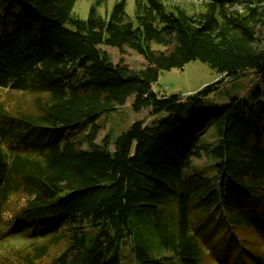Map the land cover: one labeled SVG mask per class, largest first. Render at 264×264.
Returning <instances> with one entry per match:
<instances>
[{
    "label": "trees",
    "instance_id": "trees-1",
    "mask_svg": "<svg viewBox=\"0 0 264 264\" xmlns=\"http://www.w3.org/2000/svg\"><path fill=\"white\" fill-rule=\"evenodd\" d=\"M77 1L0 0V264H120L124 240L135 264H264V0H198L193 15L135 0L133 17L121 0L106 18L96 0L86 20ZM104 46L144 65L114 63ZM193 61L225 79L252 71L261 89L248 102L225 96L216 113L207 102L218 84L154 90L161 72ZM7 90L33 96L32 109L8 108ZM128 101L166 118L136 120L113 150L108 135L98 144L99 118ZM83 123L91 133L70 140ZM211 124L218 139L208 142ZM203 156L218 160L215 178L183 180ZM14 197L23 203L3 220ZM135 214L168 255L142 245Z\"/></svg>",
    "mask_w": 264,
    "mask_h": 264
},
{
    "label": "rangeland",
    "instance_id": "rangeland-1",
    "mask_svg": "<svg viewBox=\"0 0 264 264\" xmlns=\"http://www.w3.org/2000/svg\"><path fill=\"white\" fill-rule=\"evenodd\" d=\"M121 0H106L103 6L98 7V12L104 18L109 17L116 3ZM96 0H78L75 4L73 14L79 18L86 20L89 15V10L94 5ZM127 13L133 17L135 0H126ZM182 7L189 15H193L203 10V6L198 0H169L166 2L167 8L174 4ZM112 58L114 63H118L121 60H126V63L132 66L134 69H139L144 65V59L137 55L135 52L125 48L123 54H120L118 50L110 47H103ZM218 84L220 89L218 92L212 94L207 102V108L213 112H218L220 105L225 103V96H233L242 99L244 102H248L253 95H255L260 89V83L255 79V74L252 71H247L243 76L238 78L225 79L224 76L217 73L210 68L207 64L199 61H193L187 64L183 69H172L169 71H163L160 73L157 83L154 86V90L159 95L166 97L172 95H184L188 96L196 93L205 86ZM4 104L10 108H16L18 104H22L25 109H32L34 97L26 94L7 90L2 92L1 96ZM264 102V98H263ZM132 102L128 101L124 106L117 108L115 111L101 116L97 122L98 125V144H103V139L108 135L110 140V148L114 149V143L117 138L126 131L129 130L131 125L136 120H143L146 125L151 126L153 123L161 121L166 118V114H160L156 117H151L147 111L136 114L132 110ZM153 121V122H152ZM93 126L88 123H83L75 133L69 135L70 140H74L76 137H85L90 134ZM203 139L205 141H216V126L210 125L207 128ZM87 145H83V149H86ZM218 160L212 157L193 158L191 167L186 169L183 173V180H187L192 176H202L208 179H214L216 176V164ZM21 197H14L8 206L7 212H5L4 219H9L14 213L15 209L22 205ZM178 197L172 198L169 202L167 219L169 223V229L171 232L178 231ZM143 217L137 214L132 216V222L137 234L141 237L142 245L155 257H164L168 253L164 250L163 245L160 242V237L155 233L154 229L148 224L143 225ZM16 246L13 242H10L7 252L13 250ZM132 244L130 240H124L122 249L120 264H135L134 255L130 250ZM177 264H180L179 260H176Z\"/></svg>",
    "mask_w": 264,
    "mask_h": 264
}]
</instances>
